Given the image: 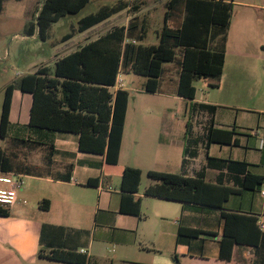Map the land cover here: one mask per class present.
<instances>
[{"label": "crops", "instance_id": "0c3cea01", "mask_svg": "<svg viewBox=\"0 0 264 264\" xmlns=\"http://www.w3.org/2000/svg\"><path fill=\"white\" fill-rule=\"evenodd\" d=\"M225 1L232 2L233 7L236 3H241L242 6L240 7L245 9L237 12V18H235L233 10L221 83L220 87L216 89H221L224 92L227 101L242 104L264 94V89L263 92L260 89V78L263 79L264 86V55L259 52L264 33L259 32L255 16L251 13L253 11H245L259 10L264 6L241 1L236 2L235 0ZM146 3L143 2V4ZM154 7L151 5L145 10L148 12ZM166 10L163 13V24L160 28L153 27L152 18L149 21L144 18L147 30L144 41H150L147 45L158 44V32L164 25ZM125 11L129 12V9ZM138 14L129 13L124 20H119L104 29H96L109 21L111 19L109 18L80 33H88L89 36L79 42L76 48H62L60 53L54 56L53 63L47 66L54 68L58 60L100 39L115 27H127L129 21ZM169 25L173 27L175 22L170 21ZM48 33L44 41L48 39ZM151 34L155 36L154 41L149 39ZM36 35L39 36L37 29L32 36L26 32V36L30 38H34ZM73 38L65 42L62 38L60 42L66 43ZM164 67H167L168 80H172L176 84L173 94L187 102V106L193 111V119H195L196 112L191 108L193 104L214 105L217 110L212 117L213 128L235 133L231 144H210L207 147L209 156L223 160L246 162L250 164L252 173L264 176V124L260 121L261 117H259L255 128L251 126L240 127L237 125L239 113L230 109L229 106L200 101L197 99V95L193 101L179 97L177 90L181 71L180 64L179 62L168 63ZM260 68L262 71L259 70ZM160 86L161 83H159L156 93H150L144 89L143 92L153 95L165 94V92L160 91ZM32 104V94L20 90L14 91L9 137L4 139L10 141V148L1 149L10 159L12 172L9 173L21 175L24 185L18 191V201L10 207L11 215L0 216V264H70L50 260L46 256L58 250L81 255L80 249L88 251V255H82L88 259V264H103L106 260H110L111 264H178L181 258L191 264H209L211 262L214 264H245L248 261L257 260L255 248L251 246L235 247L231 261L219 259V242L222 238L223 229L222 210L184 205L144 194L145 198L178 203L181 206V214L178 213L179 219L171 223L166 216L170 209L165 205L158 208L161 212L159 214L161 215V224L152 231V234L155 237L160 235L166 237V256L163 255V252L151 255V251L147 248H138L137 238L141 232L142 222L145 221L142 216V206L139 216L126 215L120 212L123 195L121 183L120 188H113L112 184L108 182V178L116 176L105 174L104 156L80 151L79 136L72 133L32 128L35 134L27 138L30 139L28 143L13 139L24 138L18 133L29 128ZM240 104L237 107H240ZM129 108L130 100L119 158L121 166L139 168L147 174L149 171L172 173L169 165H173L180 169L181 172L178 174L191 177L206 167V150L203 145L191 147L190 153L187 152L193 140L199 137L195 134L192 120L186 124L187 133L185 131L184 134H179V132L174 134L175 127L173 126L165 127V129L164 127L163 129L160 128L157 142L163 147V151L155 155V158L152 157V153L144 152L145 157H151L153 163L137 164L131 160L132 162L129 164L123 165L121 157L128 133ZM203 113L209 116L207 120L211 118L207 112ZM133 132L134 135L130 136L131 141L133 144H139L141 140H144L146 133H151V130L146 131L143 123H136ZM164 132L167 134L164 135ZM188 133L190 134L189 139H187ZM36 143H41V145L38 146ZM196 150L198 156L194 157ZM198 162H200V166L197 168ZM219 175L220 172L216 169H206V180L210 183H215ZM94 180H98V184L89 183ZM225 184L234 186L229 177L225 178ZM263 192L264 186L260 190H244L239 194H233L224 203V210L252 215L258 218V223H264ZM136 196L142 199L139 192ZM181 227L199 229L214 233L215 236L201 235L197 239L180 238ZM111 245H113L112 248H110ZM116 247L119 251L115 255H111L115 252ZM40 251L43 256H39Z\"/></svg>", "mask_w": 264, "mask_h": 264}, {"label": "trees", "instance_id": "16d2710c", "mask_svg": "<svg viewBox=\"0 0 264 264\" xmlns=\"http://www.w3.org/2000/svg\"><path fill=\"white\" fill-rule=\"evenodd\" d=\"M0 0V14L5 2ZM91 0H45L33 15L35 21L26 32L45 40L52 25L67 15L80 13ZM131 1H120L85 16L77 28L63 37V42L83 33L109 18L132 9ZM164 25L158 32V44H141L147 34L146 22L134 17L128 26L115 27L110 33L58 60L54 68L43 66L27 74L5 89L0 119V137H9L10 116L15 90L30 93L33 104L28 127L79 136L82 152L104 156L105 174L121 178L122 201L120 212L139 216L142 199L137 197L143 178L139 168L121 166L120 151L131 93L125 88L116 89L117 79L123 72L144 76V90L156 93L165 72V64L179 62L178 96L196 99L195 83L204 79L208 87L219 88L226 59L228 32L233 18V3L225 0H168ZM135 12L139 7L135 6ZM174 21L175 26L169 22ZM179 56V58H178ZM197 112H207L211 118L202 137L188 147L204 146L207 165L195 176L149 171L151 183L145 196L184 205H196L222 210V238L219 259L231 261L235 247L255 248L258 264H264V231L258 218L252 215L228 212L224 203L241 191L260 190L264 176L251 172L250 164L241 161L210 157L207 147L213 143L231 144L233 131L213 128L214 105L193 104ZM28 143L27 138H13ZM41 145V143H36ZM236 144V143H235ZM198 151H195V156ZM185 164V161H184ZM220 172L215 183L206 180V169ZM0 172H12L10 159L0 148ZM229 177L234 186L225 184ZM98 184V180L90 181ZM240 191V192H238ZM48 203V201H45ZM10 207L0 206V216H10ZM201 235L215 236L199 229L181 227L180 238L197 239ZM179 241V240H178ZM39 256H43L40 251ZM50 260L70 264H88L85 256L58 250L46 256Z\"/></svg>", "mask_w": 264, "mask_h": 264}, {"label": "rangeland", "instance_id": "374dc122", "mask_svg": "<svg viewBox=\"0 0 264 264\" xmlns=\"http://www.w3.org/2000/svg\"><path fill=\"white\" fill-rule=\"evenodd\" d=\"M45 0H7L5 2L4 11L0 14V119L2 113V105L5 95L6 87L18 80L21 76L33 73L37 68L47 66L53 63V58L57 53H60L62 48H76L82 40L88 37L86 34H78L71 41L61 43L60 40L68 33L71 32L72 28H77L79 21L90 14H94L102 8L108 6H114L120 1H131L132 9L122 11L121 13L111 17L105 24L98 26L96 29H104L110 25L115 24L119 20H124L127 14L135 15L137 13L139 21L142 22L144 18L153 19V27H161L163 24V13L166 9V3L168 0H91L89 4L78 14L67 15L60 19V21L53 25L48 33V39L42 40L39 36L30 38L26 36V30L29 28V24L35 21L33 15L36 14L37 10L42 6ZM236 2H247L255 5L264 6V0H235ZM143 2H147L143 4ZM154 5L155 7L146 11L145 9ZM135 6L139 7V11L135 12ZM241 3H236L234 6V16L237 18V12L242 11ZM250 9V8H247ZM245 11L251 12L255 16V22L257 23L258 30L260 33H264V8L261 9H250ZM151 14V15H150ZM151 41L155 40L154 34L149 37ZM262 43L259 46V52L264 55V38L262 36ZM150 41H143L144 45L149 44ZM167 67L161 77L160 91L165 94H146L143 92L144 85L147 78L144 76L135 75L132 72H123L120 77L123 79L124 88L130 91V108H129V120H128V133L126 142L124 145V151L121 157V163L129 164L133 160L137 164L153 163L150 158L145 157L144 152L148 151L152 153V157L163 151V147L157 142L158 131L160 128L173 126L174 134H184L186 130V124L192 120L194 124L195 134L202 137L207 127L208 115L203 112H195L194 118L193 111L187 106V102L179 99L177 95L173 94V90L176 84L172 80L167 78ZM260 71L261 68L259 69ZM260 89L263 92V79L260 78ZM197 88V99L204 101L209 104H217L222 106H229L233 111H237L238 115V126H251L256 127L258 119L261 117V123L264 124V94L260 95L255 99H251L242 104L235 101H227L225 94L221 89L210 88L205 83L204 79H200L195 83ZM238 104H240V107ZM260 114V116H259ZM192 118V119H191ZM196 120V121H195ZM141 121V122H140ZM136 123H143L146 131L144 140H141L139 144H133L131 141V135H134L133 128ZM11 134L12 131H11ZM24 138L34 136L35 132L32 128L24 129L18 133ZM167 133L164 132V135ZM190 134H187L189 139ZM0 148H10V141L4 140L0 137ZM197 168L200 166V162L196 164ZM169 165L172 173H180L178 167ZM113 188H120L121 178L112 177L107 179ZM151 183L150 178L147 174L143 173L142 183L140 186L139 194L142 196V216L145 220L142 222L141 232L137 238V247L151 251V255L155 253L163 252L166 256V245L167 239L164 236L155 237L152 231L161 224L159 214V207L166 206L170 210L167 211L166 216L169 221L175 222L179 219L178 213L181 214V206L178 203H171L161 201L152 198H145L143 196L144 190ZM26 184V180H25ZM146 218V219H145ZM113 245L110 246L112 248ZM119 249L111 255H115ZM136 251V249H133ZM158 254V255H159ZM103 264H111L110 260L104 261ZM121 264V263H115ZM178 264H191L184 258ZM214 264V263H209ZM245 264H258L257 260L253 262L248 261Z\"/></svg>", "mask_w": 264, "mask_h": 264}, {"label": "built area", "instance_id": "2783aa9c", "mask_svg": "<svg viewBox=\"0 0 264 264\" xmlns=\"http://www.w3.org/2000/svg\"><path fill=\"white\" fill-rule=\"evenodd\" d=\"M124 88L123 79L119 76L115 87ZM24 180L21 175L0 172V206L11 207L18 201V191L23 187ZM264 195V192H263ZM259 227L264 230V223L259 222ZM81 255H88L86 249H80Z\"/></svg>", "mask_w": 264, "mask_h": 264}]
</instances>
